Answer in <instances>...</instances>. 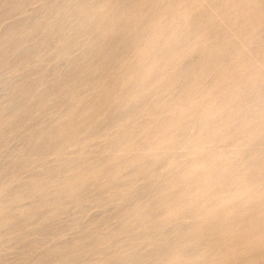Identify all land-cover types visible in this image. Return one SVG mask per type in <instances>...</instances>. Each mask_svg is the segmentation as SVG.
<instances>
[{"label": "rangeland", "instance_id": "obj_1", "mask_svg": "<svg viewBox=\"0 0 264 264\" xmlns=\"http://www.w3.org/2000/svg\"><path fill=\"white\" fill-rule=\"evenodd\" d=\"M110 1L0 0V264H264V0Z\"/></svg>", "mask_w": 264, "mask_h": 264}, {"label": "bare ground", "instance_id": "obj_2", "mask_svg": "<svg viewBox=\"0 0 264 264\" xmlns=\"http://www.w3.org/2000/svg\"><path fill=\"white\" fill-rule=\"evenodd\" d=\"M105 1V0H104ZM111 1H112V3H111ZM110 2H109V4L111 5V4H113V6H114V8H115V5H117L118 4V2H119V0H111ZM138 1V0H137ZM108 2V1H107ZM255 2V1H254ZM158 3V2H157ZM160 3V2H159ZM109 4H106L107 6L109 5ZM102 5V4H101ZM103 5H105V4H103ZM112 6V7H113ZM118 6V5H117ZM155 6H156V4H155ZM109 8H111L110 6H108ZM108 7H106V8H108ZM99 8V7H98ZM138 8V7H137ZM101 9H102V6H101ZM111 10H113V9H111ZM110 10V11H111ZM127 13H126V11L125 12H123V13H126V14H134V16H135V20L137 21L138 20V15L137 14H135V11H136V13H138L137 12V10H131V8H127ZM139 11V10H138ZM116 12V11H115ZM122 13V14H123ZM125 14V15H126ZM121 15V14H120ZM137 17V18H136ZM117 18L119 19V18H121V17H119V15H116L115 16V19L117 20ZM128 19V18H127ZM253 20L254 21H252V22H255L256 24H254V25H256V26H259V25H261L262 23H264V10H262L260 13H258L257 15H255L254 17H253ZM249 27V26H248ZM251 29V28H250ZM249 29V30H250ZM157 32V31H156ZM250 32V31H249ZM254 32V31H253ZM137 33V35H135V33L133 34L135 37H134V39L133 40H137V39H139V37H138V31L136 32ZM162 34H163V32H161ZM252 34V33H251ZM250 34V35H251ZM158 35V34H157ZM247 35V34H246ZM106 35H103V37L102 38H104ZM139 36H140V34H139ZM115 37V36H114ZM252 37V36H251ZM251 38H249V40H250ZM215 49V48H214ZM229 49V48H228ZM231 50V49H230ZM149 52V48H148V44L145 46V48L140 52V60L141 61H143V59L146 57V56H148V53ZM234 53V52H233ZM165 64V63H164ZM156 65V62L155 61H151V63L149 64V69H148V71H151V69L154 67ZM237 68V67H236ZM226 71V70H225ZM149 73V72H148ZM139 75H141V74H139ZM145 75H146V73H145ZM144 75V76H145ZM141 76H143V75H141ZM226 77V76H225ZM224 77V78H225ZM139 78H138V75H136V74H134V75H132L128 80H127V82L129 83V84H131V85H135L134 87H137L139 84H142V82L144 81V79H140V80H138ZM117 88V86L116 85H113L112 87H110L109 89H108V92L109 93H111V92H113L115 89ZM135 91H136V89H135ZM134 90H132L131 91V93H128V95H127V97L128 98H136L137 99V96H138V92L139 91H136L135 92ZM108 95V94H107ZM140 95V94H139ZM239 98H241V97H239ZM223 109H224V107H223ZM136 111V110H135ZM201 111V110H200ZM135 113V112H134ZM196 118V117H195ZM197 120V119H196ZM205 123H206V121H205ZM259 123V122H258ZM207 124V123H206ZM76 125V124H75ZM209 125V124H208ZM75 127V126H74ZM223 128V127H222ZM78 129V128H77ZM220 134V133H219ZM218 139V138H217ZM161 143V142H160ZM158 146V145H157ZM203 156V155H202ZM191 159V158H190ZM207 159V158H206ZM209 161V160H208ZM196 163V162H195ZM204 163V162H203ZM208 165H209V163H208ZM198 166V165H197ZM203 166V165H202ZM212 166V165H211ZM261 166V165H260ZM188 168H189V166H187ZM188 168H185V169H188ZM261 169V168H260ZM192 170V169H191ZM233 172V171H232ZM252 172V171H251ZM222 175V174H221ZM228 176V175H227ZM249 177V176H248ZM257 178V177H256ZM242 179V178H241ZM252 182V184H253V181H251ZM260 186V185H259ZM245 187V186H244ZM243 191V190H242ZM164 193V192H163ZM163 198H165V197H163ZM246 198V197H245ZM255 198V197H254ZM175 204V203H174ZM172 208V207H171ZM228 209V208H227ZM220 214V213H219ZM222 216V215H221ZM262 216V215H261ZM251 222V221H250ZM247 225V224H246ZM254 225L256 226V224H255V222L253 223V227H254ZM199 226V225H198ZM257 227V226H256ZM255 227V228H256ZM202 228V227H201ZM262 228V227H261ZM196 229V228H195ZM245 229V228H244ZM192 230H194V229H192ZM245 231V230H244ZM242 232V231H241ZM243 237V236H242ZM259 237V236H258ZM264 237V236H263ZM250 238V237H249ZM249 238H247L246 240H248ZM245 239V238H244ZM231 240V239H230ZM249 242V241H248ZM224 243V242H223ZM254 243V242H253ZM258 245L260 244V243H257ZM222 246H226V245H222ZM246 246V245H245ZM254 247V246H253ZM225 248V247H224ZM218 249H219V247H218ZM220 249H221V247H220ZM219 249V250H220ZM215 256V255H214ZM221 256V255H220ZM247 259V258H246ZM258 263V262H257Z\"/></svg>", "mask_w": 264, "mask_h": 264}]
</instances>
